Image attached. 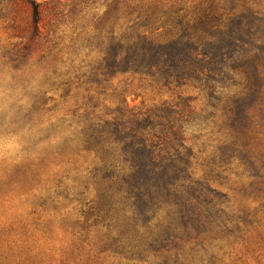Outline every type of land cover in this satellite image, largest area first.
Returning <instances> with one entry per match:
<instances>
[{"label":"rangeland","instance_id":"rangeland-1","mask_svg":"<svg viewBox=\"0 0 264 264\" xmlns=\"http://www.w3.org/2000/svg\"><path fill=\"white\" fill-rule=\"evenodd\" d=\"M36 1L42 3L43 28L30 43L23 32L28 11L0 0V264H177L175 250L160 249L154 240V228H139L126 244L113 243L118 229L112 226L123 216L116 212L107 227L97 211L106 186L97 170L103 161L100 151L84 148L81 130L89 121L111 119L123 99L146 109L190 96L197 111L212 113L201 127L204 137L192 139L194 151L204 150L193 167L201 176L203 157L225 138L226 116L221 104L207 106L192 87L169 89L130 72L106 77L96 67L112 31L160 38L172 20L200 8L216 4L229 13L251 7L264 15V0H127L129 10L121 4L117 15L112 0H90L76 15L69 4L60 5L57 16L46 9L48 0ZM144 15L150 19L139 26ZM261 100L241 136L256 169H246L241 156L209 177L226 197L230 217L228 228L203 247L183 245L186 253L196 247L195 264H264V86ZM159 220L160 212L151 225Z\"/></svg>","mask_w":264,"mask_h":264},{"label":"trees","instance_id":"trees-1","mask_svg":"<svg viewBox=\"0 0 264 264\" xmlns=\"http://www.w3.org/2000/svg\"><path fill=\"white\" fill-rule=\"evenodd\" d=\"M8 1L12 9L28 11L23 32H27L28 42H35L43 28L42 3ZM89 1L48 0L45 4L56 16L58 6L69 4V12L76 15V8ZM121 4L129 10L127 0L111 2L116 15ZM231 11L220 13L216 4L200 8L189 17L172 20L173 26L160 38L111 32L96 69L106 77L130 72L149 76L169 89H197L207 106L215 109L221 104L227 135L215 151L203 157V174L196 176L193 167L204 150L194 151L192 139L204 137L201 127L212 113L197 111L190 96L178 95L176 101L146 109L130 107L123 99L111 119L89 121L81 130L84 148L100 151L103 165L97 170L106 182L100 189L97 211L104 213L101 219L108 221L107 227L112 226L116 212L123 216L112 226L118 229V235L112 237L114 244L131 242L139 228H154L160 249L175 250L173 262L195 264L191 254L195 246L203 247L205 241L228 228L230 216L223 206L226 197L208 180L241 156L244 167L255 171V161L241 136L254 122L252 111L262 104L264 86V15L251 7ZM149 19L146 15L138 25L145 26ZM116 194H121V201L114 204ZM159 212L160 220L151 225ZM186 242L195 244L190 245V253L183 249Z\"/></svg>","mask_w":264,"mask_h":264},{"label":"clouds","instance_id":"clouds-1","mask_svg":"<svg viewBox=\"0 0 264 264\" xmlns=\"http://www.w3.org/2000/svg\"><path fill=\"white\" fill-rule=\"evenodd\" d=\"M9 147L11 148V147H14V144L13 143H10L9 144Z\"/></svg>","mask_w":264,"mask_h":264}]
</instances>
